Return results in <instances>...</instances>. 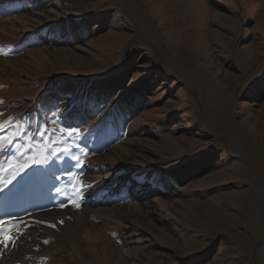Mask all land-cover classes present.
Segmentation results:
<instances>
[{"label": "rangeland", "instance_id": "rangeland-1", "mask_svg": "<svg viewBox=\"0 0 264 264\" xmlns=\"http://www.w3.org/2000/svg\"><path fill=\"white\" fill-rule=\"evenodd\" d=\"M0 126V264H264V0H0Z\"/></svg>", "mask_w": 264, "mask_h": 264}, {"label": "trees", "instance_id": "trees-1", "mask_svg": "<svg viewBox=\"0 0 264 264\" xmlns=\"http://www.w3.org/2000/svg\"><path fill=\"white\" fill-rule=\"evenodd\" d=\"M142 85L143 84H141V87ZM144 89L145 88H143V90L141 91H137L133 94H130L129 98L125 97L124 99H126V102L122 103L121 105L125 107H132L135 105V102H133L134 99L139 100L140 101L139 104L143 103L142 100L145 97ZM120 103L121 101L116 102L113 107L119 108ZM213 156L214 155L199 156L193 161H191L190 163H188L187 165L181 166L180 169L175 170L176 176L173 178L175 181V184L176 183L180 184V182L184 183V181L190 174L195 173V172H198L199 174H201L204 170L211 167V163H213V161L215 160ZM162 189L166 190V188H162Z\"/></svg>", "mask_w": 264, "mask_h": 264}, {"label": "snow or ice", "instance_id": "snow-or-ice-1", "mask_svg": "<svg viewBox=\"0 0 264 264\" xmlns=\"http://www.w3.org/2000/svg\"><path fill=\"white\" fill-rule=\"evenodd\" d=\"M0 128H2V126H0ZM33 163H39V161L34 160ZM0 164H2V162H0ZM20 171H23V167L20 168ZM0 237H3V230L2 229H0ZM11 239H12V237H4L3 240H0V242H5L6 243V242L11 241Z\"/></svg>", "mask_w": 264, "mask_h": 264}, {"label": "bare ground", "instance_id": "bare-ground-1", "mask_svg": "<svg viewBox=\"0 0 264 264\" xmlns=\"http://www.w3.org/2000/svg\"><path fill=\"white\" fill-rule=\"evenodd\" d=\"M16 197H17V195H16ZM0 198H1V197H0ZM3 203H4V202H3ZM15 213H16V212H15ZM0 240H3V239H0ZM14 244H15V243H14ZM7 246L9 247V245H7V243H5V242H0V248H2V247H7ZM13 246H14V245H13ZM13 246H12V247H13ZM12 247H11V248H12ZM7 249H8V248H7ZM14 251H15V250L13 249L12 252L14 253ZM9 252H10V251H9ZM12 252H11V253H12ZM15 254H16V253H15ZM15 254H14V255H15Z\"/></svg>", "mask_w": 264, "mask_h": 264}]
</instances>
